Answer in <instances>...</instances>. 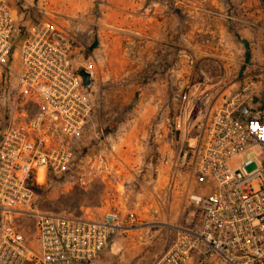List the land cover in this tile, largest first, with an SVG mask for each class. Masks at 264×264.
<instances>
[{
    "label": "built area",
    "instance_id": "1",
    "mask_svg": "<svg viewBox=\"0 0 264 264\" xmlns=\"http://www.w3.org/2000/svg\"><path fill=\"white\" fill-rule=\"evenodd\" d=\"M24 2L0 0V264H96L140 225L116 210L91 218L43 206L35 186L80 169L98 104L75 38L33 20ZM224 91L205 76L182 97L174 129L199 154L201 190L190 222L168 224L169 249L152 264H264V102L253 85L218 107ZM255 148L258 158L233 164Z\"/></svg>",
    "mask_w": 264,
    "mask_h": 264
},
{
    "label": "rangeland",
    "instance_id": "2",
    "mask_svg": "<svg viewBox=\"0 0 264 264\" xmlns=\"http://www.w3.org/2000/svg\"><path fill=\"white\" fill-rule=\"evenodd\" d=\"M29 1L33 20L50 19L75 38L98 104L80 169L41 184L43 206L91 218L134 211L139 229L120 236L98 264H152L169 249L168 224L191 219L190 196L201 190L199 154L174 129L182 97L205 74L263 81L264 0Z\"/></svg>",
    "mask_w": 264,
    "mask_h": 264
},
{
    "label": "crops",
    "instance_id": "3",
    "mask_svg": "<svg viewBox=\"0 0 264 264\" xmlns=\"http://www.w3.org/2000/svg\"><path fill=\"white\" fill-rule=\"evenodd\" d=\"M250 24H251V22H249ZM252 74V73H251ZM205 76H211V75H209V74H205ZM204 76V77H205ZM213 77V76H212ZM251 77H253L252 75H251ZM250 76H247V78L245 77V78H243L242 80H241V78H235V79H232V80H230L229 78H227V77H221V78H219V79H215L214 77H213V79H214V81L215 82H218V83H220L221 85H223V87H224V89H225V91L221 94V96H219V98L217 99V103H216V106H218V107H221V106H223V105H225L226 103H228L231 99H232V97L234 96V95H236L237 93H239L241 90H243V89H245V88H247V87H252L253 85H257L258 87L260 86V87H262V89L260 90V91H258V94L259 95H257V99H256V103H259V102H264V79H263V81H260V82H253L252 80L251 81H249V79L251 78ZM252 82V83H251ZM260 92V93H259ZM138 174V173H137ZM179 175H180V172H179ZM114 210H116V211H119L124 217H126L127 218V216L125 215V213L123 212V211H121L120 209H114ZM133 212L134 211H132V212H129V213H131V214H133ZM104 215V214H103ZM102 215V216H103ZM101 216V217H102ZM190 218H191V216H190ZM174 220H176V218H173ZM190 220L191 219H189L188 221H187V223H189L190 222ZM99 262H97V264H98Z\"/></svg>",
    "mask_w": 264,
    "mask_h": 264
},
{
    "label": "water",
    "instance_id": "4",
    "mask_svg": "<svg viewBox=\"0 0 264 264\" xmlns=\"http://www.w3.org/2000/svg\"><path fill=\"white\" fill-rule=\"evenodd\" d=\"M81 75L84 78V83L86 86H90L92 84V75L89 71H87L86 69H83L81 71Z\"/></svg>",
    "mask_w": 264,
    "mask_h": 264
},
{
    "label": "trees",
    "instance_id": "5",
    "mask_svg": "<svg viewBox=\"0 0 264 264\" xmlns=\"http://www.w3.org/2000/svg\"><path fill=\"white\" fill-rule=\"evenodd\" d=\"M35 189H36V191L38 192V194H40L41 196L47 194V193L43 190L42 186L36 185V186H35Z\"/></svg>",
    "mask_w": 264,
    "mask_h": 264
}]
</instances>
